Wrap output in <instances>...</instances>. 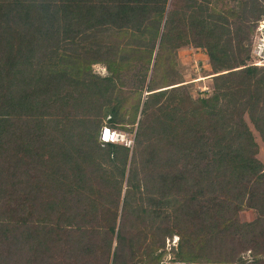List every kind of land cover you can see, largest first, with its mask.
<instances>
[{
  "label": "trees",
  "instance_id": "16d2710c",
  "mask_svg": "<svg viewBox=\"0 0 264 264\" xmlns=\"http://www.w3.org/2000/svg\"><path fill=\"white\" fill-rule=\"evenodd\" d=\"M263 16L264 0H0V264H160L174 233L180 260L264 264L245 118L264 140ZM187 44L214 72L199 95Z\"/></svg>",
  "mask_w": 264,
  "mask_h": 264
},
{
  "label": "rangeland",
  "instance_id": "374dc122",
  "mask_svg": "<svg viewBox=\"0 0 264 264\" xmlns=\"http://www.w3.org/2000/svg\"><path fill=\"white\" fill-rule=\"evenodd\" d=\"M255 32L256 29L254 31V36L256 34ZM178 67L184 73L186 82L190 84L192 93L194 95H199L203 90L208 89L209 87L208 85L211 82L210 80L211 78L209 76L213 75L214 72L209 62V56L204 49L198 48L194 44H189L180 47L178 50ZM94 70L96 73L101 75L107 73V70L103 63L94 64ZM198 90H200L201 92H198ZM245 118L250 124L251 128L254 130L256 138L260 143L261 148H260L259 156L261 157V159L264 160V140L260 135V133L258 132V130L256 129L249 112L245 113ZM117 129L119 132L125 133L127 137L133 139V134L130 133L129 131H125L119 128ZM254 215H255L254 210L250 208L243 210L241 212V216L243 219H252ZM164 249H166V247ZM250 255H251L250 250L243 252V256H250Z\"/></svg>",
  "mask_w": 264,
  "mask_h": 264
},
{
  "label": "built area",
  "instance_id": "2783aa9c",
  "mask_svg": "<svg viewBox=\"0 0 264 264\" xmlns=\"http://www.w3.org/2000/svg\"><path fill=\"white\" fill-rule=\"evenodd\" d=\"M254 36V44L252 49V56L250 63L255 65H264V16L259 19L256 32ZM102 138L104 140H122L127 145L133 143V139L126 136L125 133L119 132L118 129L104 126L102 130ZM180 236L174 233L172 236H167L166 239V255L161 260L160 264H240V262H210L203 263L200 261L180 260L176 257L174 249L178 248Z\"/></svg>",
  "mask_w": 264,
  "mask_h": 264
},
{
  "label": "crops",
  "instance_id": "0c3cea01",
  "mask_svg": "<svg viewBox=\"0 0 264 264\" xmlns=\"http://www.w3.org/2000/svg\"><path fill=\"white\" fill-rule=\"evenodd\" d=\"M187 45H189V44H187ZM98 63H101V62H98ZM95 64H97V63H95ZM104 65H105V64H104ZM105 68H106V66H105ZM106 70H107V68H106ZM107 73H108V70H107ZM107 73H106V74H107ZM104 75H105V74H104Z\"/></svg>",
  "mask_w": 264,
  "mask_h": 264
}]
</instances>
